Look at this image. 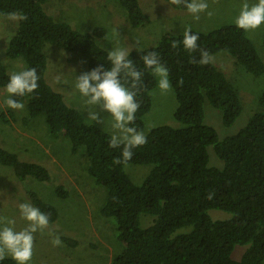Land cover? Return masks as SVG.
<instances>
[{"label":"trees","instance_id":"1","mask_svg":"<svg viewBox=\"0 0 264 264\" xmlns=\"http://www.w3.org/2000/svg\"><path fill=\"white\" fill-rule=\"evenodd\" d=\"M117 1L132 27L150 21L138 0ZM165 1L186 10L183 4ZM45 2L0 0V16L10 12L27 16L26 20H16L17 26L5 45V56L22 58L25 69L35 68L39 77L38 88L32 94L14 98L20 102L26 99L24 122L43 114L50 137H67L71 153L85 147L87 173L106 190L100 213L113 220L119 246L110 264H264V91L257 99L260 110L254 111L236 133L220 138L214 127L204 121L205 100L220 111L224 126L233 124L242 111V103L233 84L215 65L193 62V58L200 59L201 50L210 56L225 51L246 71L261 75L264 63L245 31L235 23L207 32L191 29L199 36L198 48L191 53L182 44L184 31L165 32L153 45L130 51L129 58L142 72L135 97L139 108L131 126L142 131L143 116L151 108L150 91L156 78L140 59L148 51H156L168 69L177 102L173 116L183 124H161L146 132L147 143L133 149L127 164L152 167L140 183H134L124 164L114 163L117 158L122 159V149L109 147L111 134L87 123L45 77L46 43L80 53L90 69L99 65L110 68L107 51L95 42V37H103L106 30L96 27L91 32H79L67 22L54 19L44 8ZM172 41L181 43L173 48ZM261 45L264 49V28ZM10 75L0 63V90H6ZM6 113L13 117L9 108ZM6 113L1 112L0 118L8 122ZM209 147L222 160L221 168L209 164ZM0 164L11 167L21 181L27 176L50 181L42 164L22 160L1 146ZM53 188L59 197L67 195L60 184ZM210 192L214 195L208 199ZM27 194L31 204L48 214L49 223L56 220L58 212L53 205L32 189ZM210 209L229 212L230 216L212 218L208 214ZM146 216L152 220L143 225L141 220ZM60 239L76 245V240L69 236ZM235 245H247L239 259L231 258ZM0 264L16 262L7 256Z\"/></svg>","mask_w":264,"mask_h":264},{"label":"rangeland","instance_id":"2","mask_svg":"<svg viewBox=\"0 0 264 264\" xmlns=\"http://www.w3.org/2000/svg\"><path fill=\"white\" fill-rule=\"evenodd\" d=\"M244 2L245 0H207L208 9L199 13V19H195L187 9L174 8L165 0H138L139 6L150 18L147 24L138 27L130 25L124 8L117 0H46L44 8L54 19L67 22L82 33L103 27L105 35L95 37V42L108 52L115 47L125 50L145 48L153 45L163 33H181L186 27L207 32L220 25L234 23ZM256 2L257 0H247L249 5ZM16 26V20L0 16V63L11 74L24 70L26 66L22 58L12 59L4 53L5 45ZM263 28L264 23L245 33L264 63V49L261 45ZM44 51L47 59V82L63 95L68 106L82 114L87 123L95 124L112 134L110 114L107 111L100 113L102 124L88 120L85 98L74 87L76 76L92 70L88 67L86 58L80 53L66 51L48 43L45 44ZM211 57L212 64L233 84L242 103V111L233 124L224 126L220 111L205 100L204 121L213 126L221 138L236 133L254 111L260 110L257 99L264 91V72L259 76L249 73L225 51L213 53ZM155 78L156 85L150 91L151 108L143 116L142 131L145 134L161 124L183 126L173 116L177 106L173 88L162 92L158 87L159 78ZM7 96L6 90L1 89L0 113H6L9 108L5 104ZM25 101L26 99L22 101L23 110L9 108L13 117L6 113L8 122L0 118V146L14 152L22 160L42 164L49 172L50 181H39L31 176L21 181L14 175L11 167L0 164V216L13 219L17 231L26 227L27 222L21 218L19 204L31 203L27 191L32 189L58 212L56 220L49 223L50 228L59 236L75 239L76 245L62 241L61 246L54 247L48 229L38 231L34 233L33 256L29 264H110L119 246L114 237L113 220L100 213L106 190L102 185L96 184L87 173L85 147L80 146L76 153H71V143L67 137H50L43 114L24 122L22 118L27 115ZM94 110L99 111V108ZM207 151L209 164L221 168L222 160L214 154L211 147ZM151 167V164L129 163L123 168L134 183H140ZM58 184L67 191L65 198L55 193L53 186ZM208 214L218 219L230 216L229 212L217 209H210ZM151 220L152 217L146 216L141 221L143 225H147ZM246 247L247 245H235L231 258L239 259Z\"/></svg>","mask_w":264,"mask_h":264},{"label":"clouds","instance_id":"3","mask_svg":"<svg viewBox=\"0 0 264 264\" xmlns=\"http://www.w3.org/2000/svg\"><path fill=\"white\" fill-rule=\"evenodd\" d=\"M173 5H181L192 13L195 19H199V13L208 9L207 0H170ZM211 15V13H208ZM7 19L23 21L27 16L21 12L4 14ZM235 25L244 31L254 30L264 23V0H257L249 5L247 0L242 4L239 15L234 20ZM118 34V33H117ZM198 34L191 32L186 27L183 33L182 44L188 52H195L198 48ZM181 42L172 41L175 48ZM130 50L115 47L107 52V60L111 67L105 68L99 65L90 71H86L75 77L74 87L84 97V104L88 107L87 118L90 121L103 123L101 112L107 111L111 120L112 134L108 141L110 148H121L122 159L117 158L114 163L127 166L133 155V149L147 143L146 134L131 126L135 121V113L139 108V102L135 99L141 86L142 72L139 71L133 60L129 58ZM146 69L158 77V87L162 92L172 88L169 80L168 69L161 63L156 51H148L140 58ZM210 54L201 50L200 59L193 62L200 65L212 63ZM124 80L122 83L121 80ZM39 77L35 68H27L19 72H13L6 84L8 97L5 100L7 107L23 110L24 104L14 97H23L32 94L38 88ZM58 82L59 77L57 78ZM127 85V86H126ZM99 108V111L94 110ZM214 193H208L211 199ZM21 218L27 222V226L21 230H15V221L6 216H0V260L10 256L16 264H29L33 256L34 233L48 229V235L52 237L51 243L61 246L62 240L59 234L49 226L48 214L42 212L31 203L19 204Z\"/></svg>","mask_w":264,"mask_h":264}]
</instances>
